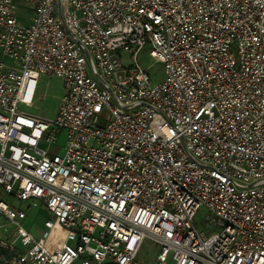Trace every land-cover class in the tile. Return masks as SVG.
<instances>
[{
  "label": "built area",
  "instance_id": "2783aa9c",
  "mask_svg": "<svg viewBox=\"0 0 264 264\" xmlns=\"http://www.w3.org/2000/svg\"><path fill=\"white\" fill-rule=\"evenodd\" d=\"M42 75L53 121L20 109ZM0 186L54 217L37 238L0 199L7 264H142L146 238L152 264H264V0H0Z\"/></svg>",
  "mask_w": 264,
  "mask_h": 264
},
{
  "label": "rangeland",
  "instance_id": "374dc122",
  "mask_svg": "<svg viewBox=\"0 0 264 264\" xmlns=\"http://www.w3.org/2000/svg\"><path fill=\"white\" fill-rule=\"evenodd\" d=\"M151 45L145 46L141 52L137 55V61L139 65L149 71L152 84L161 82L165 78V65L157 61L150 54ZM124 61L127 65H131L133 58L128 53H124ZM64 94V82L61 78L51 75H42L39 77L37 85L36 100L32 106L22 105L20 109L33 116L53 121L55 120L61 98ZM67 145V133L62 131L58 136L57 141L52 144L42 143L41 147L46 149L50 156L60 155L63 156ZM0 199L14 206L17 209H21L27 212V219L21 221V225L24 229L29 231L35 237L39 238L43 235L46 228L44 227L45 221L48 219H54V217L48 212L46 207L40 202L36 205L33 201L22 202L15 197L3 192L0 186ZM210 212L206 207H202L194 218V225L201 231L209 232L216 228H210L207 226V217ZM16 232V226L12 224L3 215L0 216V234L6 239L10 238ZM70 244L75 245L73 239L70 240ZM158 253V245L151 239L146 238L139 250L137 260L142 264H152L156 260ZM4 256V255H3ZM3 256H0V264H7L3 262ZM78 264V261L75 263ZM167 264H175L172 254L168 257Z\"/></svg>",
  "mask_w": 264,
  "mask_h": 264
}]
</instances>
